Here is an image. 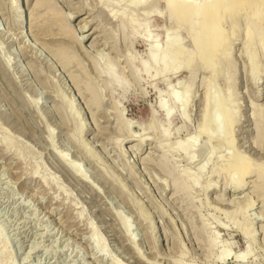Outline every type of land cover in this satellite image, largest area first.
Returning a JSON list of instances; mask_svg holds the SVG:
<instances>
[{"label":"rangeland","instance_id":"1","mask_svg":"<svg viewBox=\"0 0 264 264\" xmlns=\"http://www.w3.org/2000/svg\"><path fill=\"white\" fill-rule=\"evenodd\" d=\"M229 1L203 63L164 0H0V264H264V15Z\"/></svg>","mask_w":264,"mask_h":264},{"label":"bare ground","instance_id":"2","mask_svg":"<svg viewBox=\"0 0 264 264\" xmlns=\"http://www.w3.org/2000/svg\"><path fill=\"white\" fill-rule=\"evenodd\" d=\"M13 1L14 0H12V3H13ZM164 1L166 2L165 4L168 7L167 9L170 12H173V14L176 13V15H174V16L178 17L179 19L180 18L187 19L186 17H189L192 20L191 21L190 19H187L188 21H186V22H187V24L191 23L190 24V28H191L190 29V34H191V37L194 40V43L196 45L197 53L200 56L199 58H201L199 60L200 61L201 60L205 61L203 63H207V61L209 60V57L212 58L213 55H214L213 53H215L213 50L215 48H218V47L221 48L222 43L220 45V42H222V36H221L222 34L220 32L219 27H220L221 21L224 20V18H223L224 15L229 13L230 11H232V8H234L233 7L234 4L231 1H229V0H206L204 4L194 7V6H192V3H191L190 0H164ZM244 2H246V3L248 2V5L252 4L253 7L255 6V8H256L255 12H254V15L256 16L255 18H261L264 15V0H239L238 2L236 1L235 3L236 4H238V3L239 4L240 3L244 4ZM239 6L241 7V5H239ZM237 7H236V9H237ZM233 10H235V9H233ZM13 11H14V14L19 15V12H21L22 10L21 9L17 10L16 5L14 4ZM20 14H21L20 17L22 18L24 12L22 11V13H20ZM253 16H252V18H253ZM261 19H257V20H261ZM16 20H17L16 21L17 24H19L21 19L17 18ZM189 20L191 22H189ZM26 21H27V17L25 16L24 19H23V23L20 26H24ZM254 27L255 26H253V28ZM247 33L251 34L250 31L249 32L247 31ZM20 35H22V39L25 38L23 36V33L20 32ZM250 36H252V35H250ZM174 39H175V41H174ZM176 43H179L177 37L168 38L167 39L166 48H165L164 53H163V55H164L163 61L164 62L167 61V60L168 61L170 60L172 63H174V62L176 63L177 62L176 59L183 55V52L180 50L182 48L181 47H177L176 48ZM27 45H28V47L31 48L32 52L38 56L39 59H42V56L37 52V50L35 48V45L34 46L32 44H27ZM178 46H179V44H178ZM211 55H212V57H211ZM150 57H151V59L153 61H155V62L158 61V58H159L158 57V51L155 50V48H153V47L150 48ZM192 57H195V56L192 55ZM192 57H191V59H192ZM197 57H198V55H197ZM42 61L45 62L47 66L49 65L48 62H46V60L42 59ZM213 63H210V64L208 63V68L210 70H213L214 67H215V65H213ZM170 65H171V63H170ZM212 89L213 88H211V91L209 92L208 96H206L207 97L206 98L207 99V103H206V105H207V108H206L207 109V114H206V118H205V125L203 126V128H201L202 130H200L201 131L200 134H205L210 139H213V138H211L213 134L210 135V133L208 131V128H209L210 124L214 125V129L218 133L222 132L224 129L225 130L227 129L229 131V133H230V130H232L231 129V126H232V115H231V112L227 108V104H226L225 101H221V99H220V103L217 102L216 95H215L216 93ZM177 94L174 95V98H173L174 102L175 103H181L182 106L185 107L186 103H188L186 101V99L184 98L185 95H177ZM162 111L166 114L167 117H171L172 111L170 109L163 108ZM80 128H81V125H80ZM226 135H227V133H226ZM223 139H224V137H223ZM189 141L190 142L187 145H183L182 144L183 146L179 147L180 149L184 150L188 155H190L188 153V149L195 146L196 139L194 138V139H191ZM224 141L226 142V140H224ZM62 161L65 162L64 159H62ZM233 166L236 167V169H237L236 171L239 172V176L240 177L247 175L248 172H249L248 164L247 163L245 164V162H243V164H242V161H241V164H240V160L239 159L235 160V162L232 165V167ZM70 169H71V171H72V173L74 175L80 177L81 179L84 178V175H83V173H82V171L80 170L79 167L70 166ZM177 187H179V186H177ZM234 187L237 190V188L239 186L235 185ZM94 244L98 246V244H100V240L99 239L95 240ZM247 254H249V252H247L246 255ZM245 256H240V257H237L236 259L237 260L245 259ZM1 261H3V259Z\"/></svg>","mask_w":264,"mask_h":264}]
</instances>
